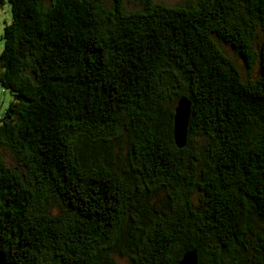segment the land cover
I'll list each match as a JSON object with an SVG mask.
<instances>
[{"label": "trees", "instance_id": "obj_1", "mask_svg": "<svg viewBox=\"0 0 264 264\" xmlns=\"http://www.w3.org/2000/svg\"><path fill=\"white\" fill-rule=\"evenodd\" d=\"M111 1L8 0L0 252L10 264H175L193 250L226 264L252 251L247 264H264V0ZM215 39L246 68L257 58V78L244 82ZM180 97L191 108L178 149Z\"/></svg>", "mask_w": 264, "mask_h": 264}, {"label": "rangeland", "instance_id": "obj_2", "mask_svg": "<svg viewBox=\"0 0 264 264\" xmlns=\"http://www.w3.org/2000/svg\"><path fill=\"white\" fill-rule=\"evenodd\" d=\"M153 3H163L169 6H188L195 5L196 0H152ZM48 3V0H46ZM103 5L106 8H111L112 1L111 0H102ZM124 8L126 11H134L138 9L144 8V3L139 0H124ZM11 5L8 0H3L2 4H0V51L3 49V30L5 25L11 22ZM257 33L255 39L253 41V47L256 52L259 50V45L262 39V31L261 28L257 27ZM219 47L222 49L223 53L233 61V63L238 67L241 78L244 82L254 81L259 75V64L257 62V58L252 64L250 68H246L244 61L240 58L234 50L226 43L215 39ZM10 101V96L8 92L3 91L0 88V117L2 116L5 108L8 106ZM170 106L174 109L175 103H170ZM1 154L8 159V153L5 149L2 148ZM114 162L121 166L127 163L126 161V147L124 143L114 144ZM54 211H56L54 209ZM252 251L244 252L243 255L239 257V261L236 263L234 261H228L226 264H247L249 262V258L251 257ZM111 258L113 259L114 264H129L128 259L126 257H121L117 253H112ZM105 264V263H104Z\"/></svg>", "mask_w": 264, "mask_h": 264}, {"label": "water", "instance_id": "obj_3", "mask_svg": "<svg viewBox=\"0 0 264 264\" xmlns=\"http://www.w3.org/2000/svg\"><path fill=\"white\" fill-rule=\"evenodd\" d=\"M190 108V101L186 97H180L173 110L172 138L175 147L178 149L183 148L186 144ZM0 264H10L2 252H0ZM175 264H198L196 252L193 250L186 251Z\"/></svg>", "mask_w": 264, "mask_h": 264}]
</instances>
